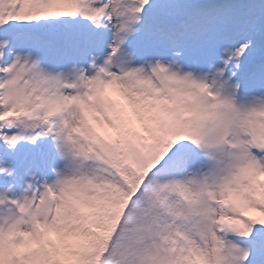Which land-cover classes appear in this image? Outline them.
<instances>
[{
  "label": "snow or ice",
  "instance_id": "obj_1",
  "mask_svg": "<svg viewBox=\"0 0 264 264\" xmlns=\"http://www.w3.org/2000/svg\"><path fill=\"white\" fill-rule=\"evenodd\" d=\"M0 264H264V0H0Z\"/></svg>",
  "mask_w": 264,
  "mask_h": 264
}]
</instances>
